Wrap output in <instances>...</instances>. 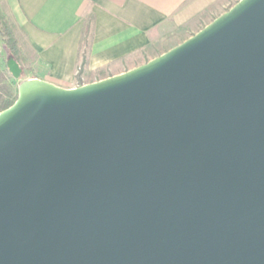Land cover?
Wrapping results in <instances>:
<instances>
[{"label":"water","instance_id":"water-1","mask_svg":"<svg viewBox=\"0 0 264 264\" xmlns=\"http://www.w3.org/2000/svg\"><path fill=\"white\" fill-rule=\"evenodd\" d=\"M0 264H264V0L120 74L22 81Z\"/></svg>","mask_w":264,"mask_h":264},{"label":"crops","instance_id":"crops-1","mask_svg":"<svg viewBox=\"0 0 264 264\" xmlns=\"http://www.w3.org/2000/svg\"><path fill=\"white\" fill-rule=\"evenodd\" d=\"M213 3L214 0H0V11L11 19L15 33L26 46L29 61L25 60V66L38 74L32 78L74 88L79 86L82 52L87 64L80 79L84 73L108 71L102 78L120 74L155 58L138 63V58L153 51L174 28L196 25ZM85 27L89 30L88 41L81 45Z\"/></svg>","mask_w":264,"mask_h":264},{"label":"rangeland","instance_id":"rangeland-1","mask_svg":"<svg viewBox=\"0 0 264 264\" xmlns=\"http://www.w3.org/2000/svg\"><path fill=\"white\" fill-rule=\"evenodd\" d=\"M237 1L239 0H214L212 7L202 15L200 21L196 25H194L192 28H174L164 36V39L160 40V42L157 43L153 51L151 50L149 52H146L143 59L138 58V63H141L143 60L145 61L152 57H157L161 55V53H165L166 51L182 43L188 37L192 36L194 33L202 29L205 25L210 23L213 19L231 8ZM15 37L19 45L20 56L22 58H25L24 60H28L29 54L28 52H26V46L22 41V38L17 33H15ZM0 54V69L5 73L7 83L13 84L14 88L19 82L25 81L27 79H32L33 76L38 75L35 74L33 70H28L24 65L22 68H20L15 63V61L10 58L9 54H7L6 51H4L1 47ZM108 73V71L95 72L92 75L84 73L81 76L80 80L81 82L87 84L90 81H94L99 78L103 79L102 77L106 76Z\"/></svg>","mask_w":264,"mask_h":264},{"label":"trees","instance_id":"trees-1","mask_svg":"<svg viewBox=\"0 0 264 264\" xmlns=\"http://www.w3.org/2000/svg\"><path fill=\"white\" fill-rule=\"evenodd\" d=\"M16 27L12 23L11 19L0 11V47L9 54L10 58L13 59L16 64L22 68L25 66V60L20 56L19 45L15 37ZM89 30H84V35L81 40V45H85L88 41L87 36ZM87 40V41H86ZM1 58V54H0ZM80 68L77 74L79 86L83 85L80 80V74L87 64V57L84 52L79 54ZM21 82L14 88L13 84L7 83L5 73L0 69V111L8 108L13 104L17 97V87Z\"/></svg>","mask_w":264,"mask_h":264}]
</instances>
